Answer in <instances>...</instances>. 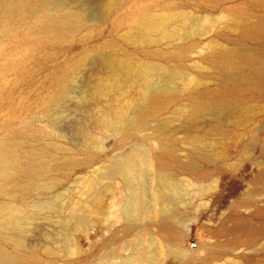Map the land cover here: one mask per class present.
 <instances>
[{
    "label": "rangeland",
    "instance_id": "rangeland-1",
    "mask_svg": "<svg viewBox=\"0 0 264 264\" xmlns=\"http://www.w3.org/2000/svg\"><path fill=\"white\" fill-rule=\"evenodd\" d=\"M0 145L10 264H264V0H2Z\"/></svg>",
    "mask_w": 264,
    "mask_h": 264
},
{
    "label": "bare ground",
    "instance_id": "bare-ground-1",
    "mask_svg": "<svg viewBox=\"0 0 264 264\" xmlns=\"http://www.w3.org/2000/svg\"><path fill=\"white\" fill-rule=\"evenodd\" d=\"M2 0H0L1 2ZM20 2V1H19ZM151 25H153V23H151ZM145 72L147 73V76L143 82V88L141 90L140 93V99L143 101H146L151 92L157 91L158 89H155L151 82L149 81V76L153 73H155L157 71L156 67H145ZM133 121V118L130 117L128 115V111L125 110H120V111H115L114 113H111L109 115H105L101 118H98L95 123L97 125H100L101 127H103V129L111 131L114 130L115 128H126L128 126L131 125ZM137 160L136 158H132L129 160V162L125 163V168L126 170L128 168H131L134 164V161ZM145 161H143L142 163H144L148 170H149V179L151 180V188L149 190V194H147L149 196V200L152 204L155 205H159L160 209H159V213L162 214L163 212L168 211L169 207L167 206V204L165 202H176V203H181V200L179 198V196L177 195V191L175 190L174 187L170 188L167 186H164L168 189V192L163 190V182L161 180H159L158 178H156V184H155V172H154V166L157 162H159L158 159L153 157H146L144 159ZM156 162V163H155ZM129 164V165H128ZM10 165H11V156L10 153L8 152V150L4 147L0 145V181L5 179V177L10 173ZM125 171V170H124ZM132 178L134 179V177L132 176ZM140 181L143 183L144 182V176H141ZM155 186L157 187H161V189H157ZM108 187V185L105 186V188ZM166 194V195H164ZM140 193L136 194L134 200L137 201L140 198L144 199L146 198V194H144L143 196ZM18 213L17 209H9L8 210V214L11 217L16 216V214ZM1 216V215H0ZM1 218V217H0ZM200 219H195L194 222L199 221ZM191 222V221H190ZM185 226H184V231L185 234H178L176 236L173 237H168L169 238V245H167L166 247H164V250L166 253L170 254V255H177L179 257H181L183 260H187L188 258L185 256V252L182 249V247L180 246V239L182 237H185L188 232H189V228H188V224L189 221L185 222ZM87 221L86 219L83 217L82 219H80L77 222V226L82 230V231H86L87 230ZM159 233H161L162 236H172L173 234V229L171 227V222H165L164 225H162L159 228ZM21 241L17 242V245H21ZM162 250V249H161ZM14 261H16V258L10 257L8 256L6 253H4L2 250H0V264H10L13 263ZM188 261V260H187ZM134 264H143V257L142 255H138L135 258Z\"/></svg>",
    "mask_w": 264,
    "mask_h": 264
},
{
    "label": "built area",
    "instance_id": "built-area-1",
    "mask_svg": "<svg viewBox=\"0 0 264 264\" xmlns=\"http://www.w3.org/2000/svg\"><path fill=\"white\" fill-rule=\"evenodd\" d=\"M189 246H190V249H194L196 247V244L195 243H191V244H189Z\"/></svg>",
    "mask_w": 264,
    "mask_h": 264
}]
</instances>
